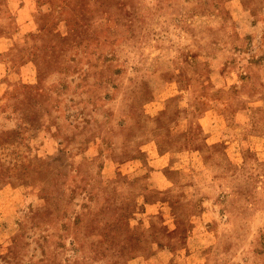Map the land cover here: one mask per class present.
Here are the masks:
<instances>
[{"label": "rangeland", "instance_id": "374dc122", "mask_svg": "<svg viewBox=\"0 0 264 264\" xmlns=\"http://www.w3.org/2000/svg\"><path fill=\"white\" fill-rule=\"evenodd\" d=\"M239 2L262 18L263 0H0V264H264ZM164 156V189L127 164Z\"/></svg>", "mask_w": 264, "mask_h": 264}, {"label": "crops", "instance_id": "0c3cea01", "mask_svg": "<svg viewBox=\"0 0 264 264\" xmlns=\"http://www.w3.org/2000/svg\"><path fill=\"white\" fill-rule=\"evenodd\" d=\"M235 6L233 8L234 10V27L235 30L233 31V33L231 35V37L234 38H239V43L237 44L238 47H240L242 45V41L245 40L246 38H249L250 42H249V50H250V54H249V61H247V63H249V77L248 79H246V81H243L244 84L249 83V85L253 86L252 88H254L253 90L263 87L264 86V0L262 2L261 11H259V15L262 17L257 18V14L254 13L251 9H247V7L243 6V3L239 2V4H235L233 5ZM232 13V11H231ZM235 14H239L240 17L236 16ZM241 14V15H240ZM245 14H248L251 18L250 20V24L249 26H245L244 23V18H242V15L245 16ZM258 16V17H260ZM256 17V18H255ZM245 46V45H244ZM246 63V64H247ZM244 68L242 67V70ZM240 76V81H242V77H241V72H239L238 74ZM255 86V87H254ZM252 90V91H253ZM260 96L259 94L256 95L255 97V101L260 102L264 100L258 99ZM233 115L235 116V121H241L243 122V120H249L250 122H253L255 118V115H252L249 111H246L245 109H241V111L236 110L233 113H229V115ZM228 116V113H224L223 111H220V113L218 111H208L204 116H203V121L206 122L207 124H209L208 128L206 131H208L206 133V137L205 139L207 141H215L217 138L219 139L220 136L223 133V129L225 126H221L222 123H227L226 117ZM235 128L233 127V130ZM240 129V128H239ZM232 137L230 139L225 140V143L227 144V150L229 151H238L241 148V144H242V135L240 134H236V132L233 131ZM256 133V132H255ZM259 133V135L251 133V136H253V141H257L256 146H260L261 145V141H260V136L262 135V132H257ZM261 133V134H260ZM224 137V136H223ZM254 143V142H253ZM169 159L168 156H164L161 157V159L158 160H154L153 162H150V164L146 165V163H142L140 161H130L129 165H131L130 167H134L133 169L136 170L137 169H141L142 166L143 167H148V172H149V176L148 179L153 183V185L157 188V189H164L167 186H170L173 184V182L171 181V179H169L166 176V169L164 168L165 166H169L170 168H177L178 164H180L181 160H177V159H172V160H167ZM172 164V165H171ZM151 165V166H149ZM180 166V165H179ZM201 225V223H199V226ZM162 252V248H160L157 253L154 256V259L157 261L159 260L160 254Z\"/></svg>", "mask_w": 264, "mask_h": 264}]
</instances>
